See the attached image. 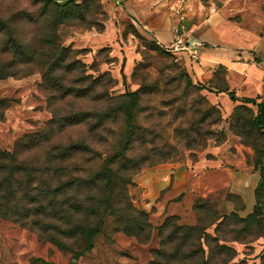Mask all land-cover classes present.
<instances>
[{
	"label": "rangeland",
	"instance_id": "1",
	"mask_svg": "<svg viewBox=\"0 0 264 264\" xmlns=\"http://www.w3.org/2000/svg\"><path fill=\"white\" fill-rule=\"evenodd\" d=\"M180 14L173 40L161 42L122 0H0V150L13 152L53 119L50 139L23 159L44 166L57 147L81 148L70 160L55 158L33 186L6 188L0 264H264L263 135L234 126L242 101L220 91L229 89L224 68L199 79L188 62L198 58L167 49L193 33ZM111 156L116 163H107ZM145 157L132 167L129 159ZM208 161L202 169L214 170L216 187L193 190L178 213L158 211L160 198L145 207L150 169ZM171 217L174 226H199L195 239L168 241L173 227L165 234L161 227ZM98 225L89 243L85 229Z\"/></svg>",
	"mask_w": 264,
	"mask_h": 264
},
{
	"label": "crops",
	"instance_id": "2",
	"mask_svg": "<svg viewBox=\"0 0 264 264\" xmlns=\"http://www.w3.org/2000/svg\"><path fill=\"white\" fill-rule=\"evenodd\" d=\"M122 1L161 42L173 40V32L180 24V12L187 18L193 32L189 43L207 44V47H201L198 62L188 61L190 66L193 63L196 76L199 79L214 77L218 68H224L227 86L234 91L237 101L246 97L264 100V0ZM163 5L165 8L162 9ZM259 30L262 36H256ZM251 34L255 37L252 38ZM209 162L189 170L180 163L150 169L143 177L144 193L150 200L144 203L145 207L150 206L155 198H160L158 211L178 213V208L193 190L216 187L218 183L211 180L214 170L202 169ZM231 174L235 177L243 175L237 171ZM197 181L199 184L191 188V183ZM183 192L184 200L171 201Z\"/></svg>",
	"mask_w": 264,
	"mask_h": 264
},
{
	"label": "trees",
	"instance_id": "3",
	"mask_svg": "<svg viewBox=\"0 0 264 264\" xmlns=\"http://www.w3.org/2000/svg\"><path fill=\"white\" fill-rule=\"evenodd\" d=\"M188 86L195 88L196 86L192 83V80L189 79ZM229 89H220V91H227ZM133 95H138L139 92L132 93ZM229 96L232 100L237 101V97L233 91H230ZM242 103L236 106L235 112H234V119H236V123L234 126L241 128H246V132L249 136L250 135H256V133L259 132L260 135H263L264 139V100H258L257 98H243L241 99ZM247 103H252L257 107V111L255 112L251 107L247 106ZM210 113L216 115L215 123H218L221 120L220 111L216 106L210 107ZM247 111V114L250 115H244V113ZM88 118V117H87ZM84 119H77L74 121V123H78L83 121ZM57 123L56 119L51 120L50 125L47 129L30 133L24 135L22 138H20L16 145L13 152L8 151H1L0 150V163L2 164V167H0V170L6 169L8 171V174H10L9 177L2 176V173H0V213L4 214V193L7 192L6 188L10 187L12 184L15 185V189L9 190L11 194L18 193L22 190V188H27V186H33L35 183V180L39 179V176L41 178L43 177V174L45 172L50 173L52 171L51 163L55 158H59L61 161H67L70 160L74 154L79 152L81 150L80 145H71L69 147L59 148V153L57 156H54V154L51 152L49 154V157L46 161H44L42 164H45L44 166L39 165H33L30 162L28 163L25 158L23 159L24 155L28 153V151L32 150L34 147L39 146L43 144V142L50 139L51 136V129L53 130V125ZM261 155H264V150L261 152ZM260 158V157H259ZM116 157H109L107 159V163L114 164L116 163ZM130 161H133L132 167L135 168H141L143 164H145L147 161V158L143 159H129ZM126 169H130V167L126 166ZM105 169L104 167L100 169V172ZM97 172L87 183L86 187L94 189L98 186L99 181V173ZM26 176L29 178L27 179ZM79 176L77 175L75 179L71 182V187H77L79 186ZM26 184V185H24ZM44 186L48 189L51 188L49 181H44ZM18 188V189H17ZM20 188V189H19ZM44 193H46L45 189L43 190ZM7 192V193H8ZM30 191L26 192L28 195ZM92 201H94L93 198H91ZM32 201H36L35 198H33ZM173 219L174 217L169 218L165 224L161 227V233L165 234L166 231L170 230L171 227L172 230L168 233V241H182L183 246L187 245L189 242H191L193 239H195L197 232L199 231V226H184V225H173ZM100 226L98 227H89L85 229V235L87 236V241L90 243V239L92 236L99 230ZM137 233V231H136ZM164 243H167V240H163ZM182 248H179V251ZM159 252V251H158ZM161 253V250L160 252ZM178 255H174L173 257L176 258ZM198 256V252H192L187 255L188 259L194 260Z\"/></svg>",
	"mask_w": 264,
	"mask_h": 264
},
{
	"label": "built area",
	"instance_id": "4",
	"mask_svg": "<svg viewBox=\"0 0 264 264\" xmlns=\"http://www.w3.org/2000/svg\"><path fill=\"white\" fill-rule=\"evenodd\" d=\"M165 46L167 47L169 51H173V52L185 51L186 53L190 55V57L196 60L198 58L199 51L201 47L203 46V43L202 42H194V43L184 42L183 38H181L180 36H175V41Z\"/></svg>",
	"mask_w": 264,
	"mask_h": 264
}]
</instances>
